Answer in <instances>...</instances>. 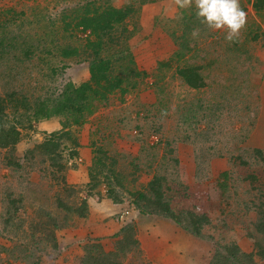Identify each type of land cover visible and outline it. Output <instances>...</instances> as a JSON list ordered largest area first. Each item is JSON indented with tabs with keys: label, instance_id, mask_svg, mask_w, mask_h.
<instances>
[{
	"label": "rangeland",
	"instance_id": "rangeland-1",
	"mask_svg": "<svg viewBox=\"0 0 264 264\" xmlns=\"http://www.w3.org/2000/svg\"><path fill=\"white\" fill-rule=\"evenodd\" d=\"M253 1L240 0L247 23L229 43L224 32L201 25L194 8L181 10L174 0H0V99L8 103V122L22 132L13 161L24 167H9L7 151L0 149V264H80L87 249L100 246L102 254L115 255L120 242L132 245L126 254L110 256L122 264H216L219 251L228 247L256 252L261 234L253 223L264 210V167L254 161L255 141L247 145V139L258 121L259 91L264 89V11L253 10ZM128 5L135 11L113 32L115 39L103 52L111 60L113 78L99 86L89 71L92 49L85 47L96 37L91 29L78 26L75 12L93 17L107 9L127 12ZM196 28L200 34L193 39L190 34ZM66 47L77 54L64 56L69 53L63 52ZM190 66L201 68L205 88L193 90L181 80L179 70ZM119 75L124 79L121 88L101 90ZM67 84H90L98 92H88L82 125L60 117L21 126L16 116L23 114L14 116L13 105L55 98ZM64 131H71L79 145L60 141L73 195L58 184L62 173L55 172L42 153L35 161L26 156L38 143ZM97 148L105 151L108 165H101L91 178L92 150ZM75 149L80 155L71 159ZM216 158H226L230 171L221 172L214 164L212 171ZM183 160L186 171L181 170ZM243 160L251 165H243ZM40 162L42 167L37 166ZM224 173L232 178H224ZM250 175L258 177L259 191L252 188ZM155 176L162 181L163 202L173 211L210 218L202 231L205 239L170 219L140 213L134 195L148 192ZM192 179L198 187L190 186ZM226 181L230 194L223 204L221 183ZM114 187L119 203L108 197ZM23 195L24 204L10 203ZM83 200L89 208L86 217L71 214L66 219L58 203L79 206ZM249 202L253 209L246 206ZM19 205L24 224L5 230V218ZM47 215L57 226L36 229ZM129 224L134 225L136 245L132 232L123 231ZM255 262L264 264L258 256Z\"/></svg>",
	"mask_w": 264,
	"mask_h": 264
},
{
	"label": "trees",
	"instance_id": "trees-1",
	"mask_svg": "<svg viewBox=\"0 0 264 264\" xmlns=\"http://www.w3.org/2000/svg\"><path fill=\"white\" fill-rule=\"evenodd\" d=\"M252 6L256 12H263L264 0H254ZM127 10L128 11L126 12L120 9H107L101 13H96V15L93 17H82L78 15V12H75V19L76 16L80 19L78 22V26L82 27L83 30L91 29V32L96 37L95 42L91 41V43H89L85 47L86 49H92L91 51L94 60L89 64V71L92 75V80L99 86L102 81L108 82L109 78H113L109 75V73L111 72V60H106L107 58L103 57V52L105 51L107 44H109V42H113V40L115 39L113 37V32L116 31L118 27L124 26L126 24L125 19H128V13H132L133 11H135L132 5H128ZM63 52H69L64 53V56H69V54H77V50L72 49L71 47H66ZM177 56L180 59L182 55L181 53H178ZM163 65L164 63H161L162 67ZM125 71L126 70H124L123 73H125ZM136 75L141 77L140 73H137ZM178 75L190 89L200 90L206 87V81L201 73L200 67L190 66L182 68L179 70ZM145 76H147V74H143V78ZM123 82L124 79L122 75L121 77L116 78V82L114 84L106 87L103 86L101 87V90L104 92H112L116 88H121ZM90 91L98 93L90 84H84L78 88L73 84H67L61 94L55 98L38 99L31 105L27 104L25 100L24 102H20L22 108L19 107V103H17L19 106L13 105V114L14 116L15 114H23L16 117L18 122H20L21 126L24 129L26 128V126L24 125L25 121L31 124L33 120L50 121L60 117L70 119L75 125H82L87 109V101L89 98L88 92ZM7 108L8 103L5 102L4 99H0V149L7 151L6 159L7 165L9 167L15 168L17 170H22L24 168L23 165L19 161H13L14 153L16 152L17 146L20 144L22 139V132L13 123L8 122V116L6 114ZM63 139L71 140L75 146H79L77 138H75L71 134V131H64V133H62L60 136H58L57 133H54L53 136L47 138L43 143H38L30 150L27 149L28 151L26 156L27 158L31 159V161H35L38 159L37 153H42L45 157V160L50 162V166L55 170V172H59L60 174L62 173V176L57 177L58 184L62 185V188L66 194L68 193L70 195H73V189H71V187H69L66 183V175L68 173V170L70 169V166L68 165V161L66 163L65 156L60 151V141H62ZM92 152L95 155L90 168V176L91 178H94L96 176V173H99V171H96V169L99 168L100 170L101 165H103L104 163L105 164L103 166L105 167L108 158L106 157L105 151L101 148L92 150ZM254 152L255 158L264 163V152L260 149H256L254 150ZM79 155L80 154L75 149L74 151H72L69 157L71 159H75L79 157ZM94 163L97 168H95L96 166L94 165ZM37 166L42 167V162H40ZM75 167L76 166L74 165L73 169H75ZM228 176L229 175L227 173L223 174L224 178H227ZM229 178L231 177L229 176ZM115 179L120 184L119 177L116 176ZM247 179H249L252 188L259 191L258 186L260 185V182L258 181V177L256 175H250L249 177H247ZM25 180L30 182V180L28 179ZM221 185L225 187L224 189H227L225 191L224 189L220 191V196L223 199V204H226V200L230 194V186L227 188V181L224 182V184L221 183ZM147 188L148 192L144 190L143 192H138L134 195V204L140 210V213L142 215L153 214L170 219L186 232L200 239H205V237L202 235V231L204 227L206 225H210L211 222L210 218L207 215H199L189 210H183L179 212L173 211L169 202H163L162 181L158 176L153 177V179L148 183ZM26 193L28 194V192ZM263 193H260L262 198L260 200V203L264 206V196L262 195ZM33 195V190L29 191V196L31 198ZM108 197L111 198L115 203H119L120 201H122L117 193L116 187L111 188L108 191ZM0 203H2V201H0ZM10 203H13V205L14 203L24 204V195L20 196L18 200L12 201ZM58 204L59 207L65 212L67 216L66 219L70 218L71 214L84 218L89 211L86 200H83L82 204H80L79 206L69 205L68 203H64L63 201H60V203ZM25 205H27V202L25 203ZM21 206L22 205L15 206L13 208L12 214L9 212V216L6 217L4 221L5 230L8 229L9 231L10 226L13 228H17L24 224L25 219L22 215L23 213L20 210ZM246 206L253 209V205L251 204V202H249V204L246 203ZM261 213V217L258 219V221H255L253 223L257 233L261 234V238H259L261 242L256 241L255 243L256 252L248 254L240 251L237 247H228L223 251H219L220 254L216 257V264H258L257 262H255V256H258L261 258V260H264V210H262ZM43 216H45V214L41 210L39 217L42 218ZM47 218L50 219V221H48ZM47 218H45V221L39 223L35 228H44L48 224L52 226L56 225L55 220H52L49 215H47ZM134 229V225L129 224L123 228V231L132 232V235L135 239L132 238L131 240L133 241L132 243L136 245L139 243V241L136 239ZM117 245L118 247L115 255L113 253L102 254L103 250L100 246H98L94 250L87 249L86 255L82 259L80 264H122L119 263L117 259L111 260L110 256L114 255L120 257V255L126 254L127 250H129V247H132V245L130 243L125 244V242H120Z\"/></svg>",
	"mask_w": 264,
	"mask_h": 264
},
{
	"label": "clouds",
	"instance_id": "clouds-1",
	"mask_svg": "<svg viewBox=\"0 0 264 264\" xmlns=\"http://www.w3.org/2000/svg\"><path fill=\"white\" fill-rule=\"evenodd\" d=\"M174 3L181 10L194 8L199 23L209 31L224 32L229 43L239 38L247 23V13L241 8L240 0H174ZM199 34L200 29L196 28L190 35L195 39Z\"/></svg>",
	"mask_w": 264,
	"mask_h": 264
},
{
	"label": "crops",
	"instance_id": "crops-1",
	"mask_svg": "<svg viewBox=\"0 0 264 264\" xmlns=\"http://www.w3.org/2000/svg\"><path fill=\"white\" fill-rule=\"evenodd\" d=\"M259 92H260L259 93V96H260V98H259V100H260L259 106H261V109H260L259 115L257 114L258 121H256V124L253 127V130H252V132L250 133V135H249V137L247 139L248 143H247V141H246V143H247V145H249V144H251L252 141H255L254 142L255 146L252 147V148L253 149H260V150H262L264 152V89L260 90ZM89 160H86L87 161L86 163H88ZM194 161H195L196 164L194 163ZM254 161H255L256 164L261 165L262 167H264V163L261 162L259 159L255 158ZM193 163H194V168H193L194 172H193V174L195 176V174H197V170H198L197 169L198 166H197L196 157L193 158ZM242 163L245 166H250L251 165L249 162L244 161V160L242 161ZM182 164H183V166H182L183 169L181 168V170L182 171H186L185 168H186L187 161L183 160ZM213 164H214V166L222 167L221 172H223V171L227 172L230 169L229 164H231V163H229V161L226 158H224V159H222V158H218L217 159L216 158V159L212 160L211 165L213 166ZM214 166L212 167V171H214L213 170ZM83 177H84V175H83ZM189 180H191V178ZM191 184H193V186L195 185V187L199 186L198 183H195L194 179H192V181L190 182V186H191ZM198 189L199 188H197L196 190H198ZM199 191L200 192H204L202 188L199 189Z\"/></svg>",
	"mask_w": 264,
	"mask_h": 264
}]
</instances>
